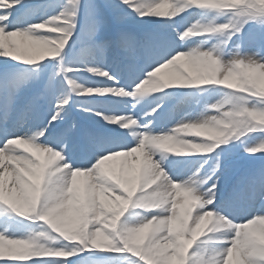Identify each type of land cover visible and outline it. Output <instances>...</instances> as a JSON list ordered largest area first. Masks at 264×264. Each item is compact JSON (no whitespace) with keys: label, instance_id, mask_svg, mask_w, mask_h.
<instances>
[{"label":"snow or ice","instance_id":"obj_1","mask_svg":"<svg viewBox=\"0 0 264 264\" xmlns=\"http://www.w3.org/2000/svg\"><path fill=\"white\" fill-rule=\"evenodd\" d=\"M0 264H264V0H0Z\"/></svg>","mask_w":264,"mask_h":264}]
</instances>
